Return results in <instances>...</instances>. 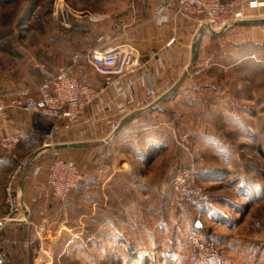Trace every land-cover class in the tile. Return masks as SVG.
<instances>
[{
	"label": "rangeland",
	"instance_id": "374dc122",
	"mask_svg": "<svg viewBox=\"0 0 264 264\" xmlns=\"http://www.w3.org/2000/svg\"><path fill=\"white\" fill-rule=\"evenodd\" d=\"M119 1L0 0V91L35 86L41 78L37 63L52 68L68 64L75 53H85L83 47L97 38L103 13L116 8ZM257 26L253 28L256 34L264 31V24ZM232 48L223 38L216 48L209 47L211 56L199 61L203 71L191 63L183 77L199 82L192 94L202 100L195 96L193 101L174 102L170 108L175 125L182 122L184 128L174 131L173 145L176 154L183 153L182 159L174 161L166 177L172 213L167 216L162 211L155 219L164 226L171 216L167 232L156 227L152 233L140 231L139 236L131 229L102 230L96 225L89 229L85 205L75 207L67 199H51L29 222L12 224L3 220L10 173L0 165V255L5 264H264V45L255 48L252 57L246 56L250 48L237 56L232 55ZM79 64L77 69L94 71L84 60ZM201 82L213 83L214 89L208 90ZM13 150H0V159L26 161L39 151L26 150L15 158ZM60 154L71 160L68 152ZM73 162L84 175L79 164L86 161ZM190 167L196 170L207 197L181 203L173 197L171 182L178 169ZM43 220L45 230L38 231ZM153 222L148 225L153 227ZM193 231L206 234L214 255L205 260L197 256L186 239ZM44 249L49 250V257Z\"/></svg>",
	"mask_w": 264,
	"mask_h": 264
},
{
	"label": "crops",
	"instance_id": "0c3cea01",
	"mask_svg": "<svg viewBox=\"0 0 264 264\" xmlns=\"http://www.w3.org/2000/svg\"><path fill=\"white\" fill-rule=\"evenodd\" d=\"M167 2L170 0H120L116 8L103 13V23L96 29V37L101 35L102 39L90 40L83 47L86 52L135 48L138 63L132 72L121 77L122 93L116 90L113 78L106 81L88 67L81 70L73 67L77 76L102 89L100 99L86 107L79 123L72 125L37 112L16 109H10L6 118L0 119V136L16 131L24 134L13 150V157H21L26 150L42 152L40 158L35 156L18 170L16 183L26 212L8 219L10 223L29 222L33 214L44 211L51 199L60 202L67 199L75 207L85 205L89 229L96 228L95 225L102 230L116 227L127 232L131 229L139 236L140 231L152 233L156 227L167 230L171 216L166 217L164 226L158 225L155 219L162 211L167 216L172 213L166 177L172 172L174 161L182 159L183 153L176 154L173 145L174 131L184 128L182 122L178 126L176 121L175 125V112L170 108L174 102L193 101L195 96L196 100H202L200 95L192 94L199 89L198 81L193 83L183 77L184 71H189L191 63L199 67V61L211 56L209 47L216 48L223 38L231 42V53L236 56L242 49L250 48L252 51L246 56L252 57L254 49L264 45L263 29L260 34L253 29L264 24V15H259V11L247 19L250 23H237L229 31L215 34L202 28L197 18L177 13L172 2L165 9L166 22L158 24L154 13ZM236 59L235 63L239 61ZM216 63H210V67ZM177 73L182 75L174 80ZM182 79L185 81L181 82ZM199 85L214 89L213 83ZM212 98L216 100L217 95L213 94ZM118 105L123 109L119 110ZM56 128L59 132L53 136V146L42 150L44 135ZM57 144L67 146L55 148ZM55 150L58 154L68 152L76 164L86 161L79 167L91 182V191L73 192L62 200L51 194L47 174ZM161 161L169 162L164 166ZM20 162L0 159V165L10 174ZM36 167H39L37 171ZM153 220L150 227L148 222Z\"/></svg>",
	"mask_w": 264,
	"mask_h": 264
},
{
	"label": "built area",
	"instance_id": "2783aa9c",
	"mask_svg": "<svg viewBox=\"0 0 264 264\" xmlns=\"http://www.w3.org/2000/svg\"><path fill=\"white\" fill-rule=\"evenodd\" d=\"M170 2L174 3L177 13L197 18L199 25L208 23L210 27L208 30L215 34L227 31L240 20L249 19L255 12L259 11V15H264V0H170ZM170 2L161 4L156 9L154 16L158 24L166 22L165 9ZM97 39L101 40V35ZM81 60L91 65L96 74L103 76L106 81L113 78L112 83L116 90L122 93L120 79L136 68L138 54L134 47L128 46L122 49L75 53L68 64L52 68L37 63L36 69L41 80L35 86H19L0 91V119H5L10 109H16L37 112L72 125L79 123L86 107L98 101L102 94L101 88L89 84L73 72L72 68H79ZM117 108L123 109L121 105ZM58 132L59 128H56L44 135L42 150L53 146V136ZM23 136L21 131L0 136V150L7 152L12 150ZM41 153L39 150L34 159ZM26 161L18 163L17 169L10 174L5 189L7 214L3 220L26 212V205L16 183L18 170ZM38 169L39 167H36V171ZM47 183L51 194L61 200L73 191L86 192L92 188L91 182L77 169L75 163L60 157L56 151L53 152L48 167ZM171 185L173 197L179 202L204 200L207 197L206 191L198 183L197 172L193 167L178 169ZM37 230H45L44 220L38 225ZM186 239L199 258L205 260L214 255V245L208 242L205 233L189 232ZM43 253L47 257L50 256L48 249H44ZM0 264H5L1 255Z\"/></svg>",
	"mask_w": 264,
	"mask_h": 264
},
{
	"label": "water",
	"instance_id": "95a60500",
	"mask_svg": "<svg viewBox=\"0 0 264 264\" xmlns=\"http://www.w3.org/2000/svg\"><path fill=\"white\" fill-rule=\"evenodd\" d=\"M238 23H250V21H248V20H240ZM201 27L210 29L209 24L206 23V22L202 23ZM193 48H195V46H193ZM64 146H67V144H64V145L57 144V145H55V148L64 147Z\"/></svg>",
	"mask_w": 264,
	"mask_h": 264
},
{
	"label": "trees",
	"instance_id": "16d2710c",
	"mask_svg": "<svg viewBox=\"0 0 264 264\" xmlns=\"http://www.w3.org/2000/svg\"><path fill=\"white\" fill-rule=\"evenodd\" d=\"M193 201H196V200H192V201H188V202H193ZM188 202H181V203H188Z\"/></svg>",
	"mask_w": 264,
	"mask_h": 264
}]
</instances>
